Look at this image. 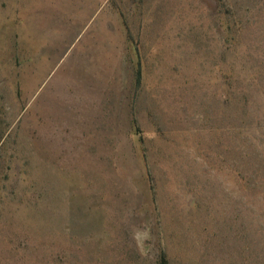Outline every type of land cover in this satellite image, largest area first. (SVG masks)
I'll return each mask as SVG.
<instances>
[{"label": "rangeland", "instance_id": "374dc122", "mask_svg": "<svg viewBox=\"0 0 264 264\" xmlns=\"http://www.w3.org/2000/svg\"><path fill=\"white\" fill-rule=\"evenodd\" d=\"M264 264V0H0V264Z\"/></svg>", "mask_w": 264, "mask_h": 264}, {"label": "trees", "instance_id": "16d2710c", "mask_svg": "<svg viewBox=\"0 0 264 264\" xmlns=\"http://www.w3.org/2000/svg\"><path fill=\"white\" fill-rule=\"evenodd\" d=\"M161 264H167V261H166L165 256H163V257L161 258Z\"/></svg>", "mask_w": 264, "mask_h": 264}]
</instances>
